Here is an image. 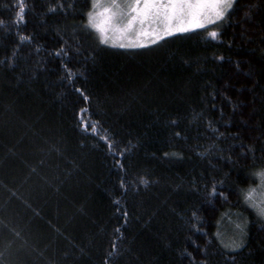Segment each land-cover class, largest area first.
<instances>
[{"label":"trees","instance_id":"16d2710c","mask_svg":"<svg viewBox=\"0 0 264 264\" xmlns=\"http://www.w3.org/2000/svg\"><path fill=\"white\" fill-rule=\"evenodd\" d=\"M24 3L0 0V264H264L240 194L264 167V0L137 47L100 43L92 0Z\"/></svg>","mask_w":264,"mask_h":264},{"label":"snow or ice","instance_id":"6c2138e0","mask_svg":"<svg viewBox=\"0 0 264 264\" xmlns=\"http://www.w3.org/2000/svg\"><path fill=\"white\" fill-rule=\"evenodd\" d=\"M16 3L18 11L15 15L22 21L26 5L24 0H16ZM232 7L233 0H92L87 12V25L96 30L102 44L116 43L117 39L129 41L127 45L121 44V47L146 46L175 32L206 28L209 25L213 26V30L208 35L216 38L217 21H222ZM83 126L89 127L87 122ZM90 127L93 132L97 131L95 123ZM109 148L115 150L110 140ZM251 175L257 182L240 189V194L245 204L254 209L258 216L264 217V167L254 170ZM121 183L123 186V181ZM215 194L214 184L209 195ZM219 195L224 196V193ZM235 227L243 234L242 224L237 223ZM216 236L220 239L221 234L217 232ZM220 243L225 248L242 247V240L239 239L230 238L227 242L220 239Z\"/></svg>","mask_w":264,"mask_h":264},{"label":"rangeland","instance_id":"374dc122","mask_svg":"<svg viewBox=\"0 0 264 264\" xmlns=\"http://www.w3.org/2000/svg\"><path fill=\"white\" fill-rule=\"evenodd\" d=\"M234 1V0H233ZM197 29V28H196ZM95 30V29H94ZM193 30V29H192ZM96 31V30H95ZM189 31V30H188ZM185 32V31H183ZM175 33H179V32H175ZM174 34V33H173ZM129 41L127 40H120V39H117L116 43H108L110 45H115V46H120L121 44H128ZM121 47V46H120ZM125 47H137V46H125Z\"/></svg>","mask_w":264,"mask_h":264}]
</instances>
